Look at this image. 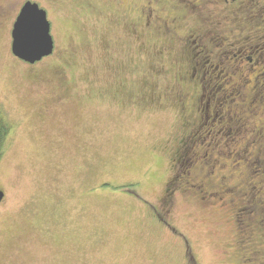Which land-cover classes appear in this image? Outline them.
Returning <instances> with one entry per match:
<instances>
[{"label":"rangeland","instance_id":"rangeland-1","mask_svg":"<svg viewBox=\"0 0 264 264\" xmlns=\"http://www.w3.org/2000/svg\"><path fill=\"white\" fill-rule=\"evenodd\" d=\"M25 1L0 0V119L8 127L0 157V264H187L183 236L196 264H264V201L245 205L250 175L264 187V156L247 166L232 153L221 159L227 165L221 175L231 183L230 195L217 196L231 200L219 203L222 209L197 203L201 192L182 198L177 193L186 183L198 191L217 189L218 170L208 173L202 159L190 156L202 150L190 148L196 140L197 147L201 141L210 145L211 136L204 135L218 124L201 111L193 127L185 113L182 118L149 102L151 95L177 89L180 61L173 60L197 34L202 52L192 65L206 72L212 64L220 75L211 83L205 74L197 106L218 86L217 99H240L238 89L231 92L226 84L224 49L213 46L217 35H235L228 42L231 53L238 48L236 55L259 57L243 90L254 88L248 99L264 108V13H255L260 5L243 9V24L225 25L231 35L218 23L224 13L218 2L206 8L205 0L196 6L161 0V20L147 29L133 12V3L138 8L146 0H29L46 12L54 41L52 54L30 65L10 51L12 25ZM187 51L190 65L194 51ZM209 51L217 57L205 63ZM257 118L264 124L260 108ZM179 131L171 156L163 147ZM164 188L171 193L169 222L176 232L148 219V206L159 205Z\"/></svg>","mask_w":264,"mask_h":264},{"label":"flooded vegetation","instance_id":"flooded-vegetation-1","mask_svg":"<svg viewBox=\"0 0 264 264\" xmlns=\"http://www.w3.org/2000/svg\"><path fill=\"white\" fill-rule=\"evenodd\" d=\"M27 1L29 0H26L25 2ZM106 1L112 2V3L114 2L118 5L123 3L122 0H106ZM160 1L161 0H146L138 8H137L136 3H133L135 7V9H133V12L138 15V18L140 19L141 24L144 28L149 29L150 27L154 25V23L157 24V22L161 20L160 15L158 13ZM164 1L168 3L170 0H164ZM199 1L200 0H192L191 2L194 3L196 6V4L199 3ZM214 2H218V3H215V5H218L219 7L223 6L224 13H222V15L220 16L222 21L218 23L223 24L224 26L228 24L229 26H231L236 21L243 24L246 21V17L243 14V9L250 10L251 8H254L256 5H260V7L258 8V10L255 11V13L259 15L264 13V0H217V1L205 0L206 8H209L207 6L213 5ZM186 5L187 4L184 3V6H183L185 8L184 11L187 14V16H189L191 12L187 10ZM169 7L170 6L166 5L165 11L166 10L168 11L170 9L171 12H173L172 8H169ZM226 28L227 26H225V30ZM229 29L226 30V33L231 34V35L235 34L234 32L233 34L230 33L231 31ZM251 30H252L251 34L252 36H254L253 34L255 33L256 30L255 29H251ZM190 37L192 36L189 35L188 38L186 36L184 38V41L186 39H189ZM191 39L192 40H189L187 48H186L188 50L189 47L191 46V49L194 51L191 54V57L189 58L190 65H188V61H186V56H188V51L187 50L185 51L184 49H183V52H181V50L178 51L179 56H177V58H175L174 60L171 59L174 61L173 65L175 64L176 60L180 61L177 67L179 70L181 69V74L175 73L176 80L174 82L175 85L177 86V89H175V91L173 90L171 94H169L171 91V88H169L167 91L162 92L160 96L159 95L157 97L154 96L155 99H153L152 97L153 95H151V97H149V102L153 103V105L155 106H158L160 109L171 108L182 118L183 116L184 117L186 116L187 119L191 120L190 123H191V126L193 127H196V125L200 123L199 121L201 119V116L199 112L202 111L203 113H210V118H211V113L213 114V117L211 118V122H212L211 125L217 122L218 127L215 131L214 130L208 131V133L204 135L206 137L211 136L210 145L208 144L203 145V141H201L199 144L200 146L197 147V140H196L192 144V147L190 149L194 151L196 148H198L199 150H202V152L201 153L196 152L193 154L190 153V156L194 155L193 161L194 159H197V160L202 159V161H204L202 165L205 167V169L208 170V173L212 174L214 170L215 171L218 170L216 174V178L219 179V182L216 184L217 189L215 192H212L211 189L207 190L202 187V190L198 191L196 190L198 188L197 187L198 185H194L195 186L194 187V186H189L186 183L185 186H183L182 190L178 191L177 195L184 198V197H188V195H191L192 192L198 193V195L201 192L203 197L198 196V198H195L197 200L196 201L197 203H199L200 205H203V207H208L211 209H218L215 207H219L222 209L221 205L229 204L231 203V200L230 201L227 200L228 202L227 201L226 202L216 201L217 199L221 200V198H218L217 196L218 194H221L223 195V197H226L225 194L227 192H229L227 195H230L231 189L229 190L228 185H230L231 183L228 180V178H225L224 176L221 175V172L225 171V168L227 167V165L224 164L221 161V159H228L229 155L232 153L235 157H238L239 159H241L242 163H244V165L247 166L248 163H251L252 161H254V159L258 158L259 156H262V155L264 156L263 154L264 152L262 153L261 150L256 147V143H259L257 145L258 147H261L263 143V149H264L263 119L257 118V110L260 108L262 111H264V108L262 107L257 108V106H255L257 105V102L250 101V99H248V96L251 95L250 93L251 91L254 90V88L249 89L247 92L246 90L245 92L243 90L246 84H248L250 81L252 82L250 78V74L254 71V68L258 65L259 57L252 59L251 56L245 57L244 55H236L238 48L235 50V53H231V51L234 48H230L231 44H228V42L232 39H237L235 35H233V38L232 37L227 38L226 36L221 37L218 35L215 37V39L213 38L215 41L213 43L215 50L217 51L221 47L224 49L223 50L224 58H225L224 60L226 61V63H228V65L224 68V71L229 73V76H227L226 78V84L228 81L230 83L228 86V89L231 92L238 89V92L240 93V99L238 98L239 96L237 95L235 96L233 100H228L227 96L217 99L216 92L218 93L220 92L219 90L220 87L218 86L214 88L212 92H210V95L209 97H207V100H205V103L202 106V108H199L198 106L202 98V94L197 93V92L199 90H201V93L202 91H204V87L201 86L200 82L204 80L205 74L208 75L209 82L211 83L213 80L218 78L220 75L219 76L216 75L215 68H217V66H214L212 64L209 66V71H206V72L198 71L196 68L197 64L192 65L194 57L196 58V55L199 56V53L202 52L200 50V47L202 49V46L200 45L199 42L203 40V37L197 34ZM255 39H258V37ZM207 41L210 42V44L212 43L209 40ZM238 41L239 40H234V42L236 43ZM243 48L246 49L248 47L247 45L244 44ZM209 53L211 54V56L210 55L205 56L206 58L205 63L214 62L217 57L215 55L216 54L215 52H214L215 53L214 57L212 55V51H209ZM160 54H162V52H160ZM163 54L165 55L164 52ZM220 55L221 53L219 52L218 56ZM44 58H42L40 61H42ZM239 58L242 60H240ZM183 59L187 62V65L184 63ZM220 60L221 61H219L217 64L218 65L221 64L223 67L224 63L222 61L221 56H220ZM34 64H30V65H34ZM164 67L165 65L163 62L160 65V68H164ZM156 78L157 77H154L152 75L150 80L154 81ZM184 84H187V86L189 85V87L185 86ZM185 88H187L188 90H186ZM196 89H198L197 92H196ZM193 98H194V104L192 103ZM190 102L192 103V106H189ZM255 111H256V114H255ZM181 114H184V115L182 116ZM205 119H206V116H205ZM180 134H182L181 131H179V133L177 134V137L174 138L170 144H165V146L163 147V149L167 150V152H169L171 156L174 153H176L177 151L176 145L181 142V139H179L178 141V135ZM226 135H227L226 139L223 140L221 136L225 137ZM228 137H230L229 143L226 142ZM199 140H201V137ZM220 140H223V143H220ZM236 142L238 146H235ZM193 161H191L190 163L192 164ZM249 178L251 179H248V181L246 180V182L252 184V187L250 189L247 188V191H246L247 198L245 201L246 203L245 205L246 206L251 205L250 201L254 199L253 203H255V205L257 206H260L259 202H261L262 200L264 201V192H263L264 187L261 185L260 180H256V178L252 179L251 175L249 176ZM203 185L205 184L203 183L200 184V186H203ZM251 189H255V193L250 191ZM165 192H166V188H164L161 191L159 198L157 199V203H159L158 206H150V207L148 206L147 208L148 209V219H150L152 223H155L159 225L160 227L165 228V230L170 228L172 231L176 232V230L171 226L169 222L170 217H171V202H172L170 198L171 193H170V196H167L165 195ZM247 230L251 231L254 229L252 228V226L248 225ZM181 240H184L183 242H185L186 244V247H184V250H183L185 262L187 264H196V259L195 257H193V254L190 253L191 251L188 247L189 241L187 240L185 236H183V238L181 237ZM253 245L254 244L252 243L251 246ZM186 249H189V251ZM252 258L254 257L252 256Z\"/></svg>","mask_w":264,"mask_h":264},{"label":"water","instance_id":"water-1","mask_svg":"<svg viewBox=\"0 0 264 264\" xmlns=\"http://www.w3.org/2000/svg\"><path fill=\"white\" fill-rule=\"evenodd\" d=\"M10 51L14 57L34 64L52 54L54 41L46 12L36 3L25 2L13 22ZM3 193L0 191V202Z\"/></svg>","mask_w":264,"mask_h":264},{"label":"trees","instance_id":"trees-1","mask_svg":"<svg viewBox=\"0 0 264 264\" xmlns=\"http://www.w3.org/2000/svg\"><path fill=\"white\" fill-rule=\"evenodd\" d=\"M7 129H8L7 125L4 123L2 119H0V157L2 154L3 142L7 134Z\"/></svg>","mask_w":264,"mask_h":264}]
</instances>
